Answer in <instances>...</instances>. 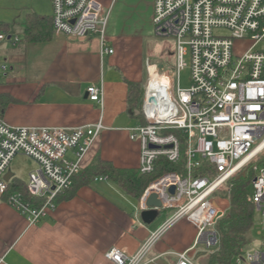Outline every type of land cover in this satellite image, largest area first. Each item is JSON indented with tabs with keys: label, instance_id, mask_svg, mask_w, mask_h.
<instances>
[{
	"label": "built area",
	"instance_id": "1",
	"mask_svg": "<svg viewBox=\"0 0 264 264\" xmlns=\"http://www.w3.org/2000/svg\"><path fill=\"white\" fill-rule=\"evenodd\" d=\"M53 37L80 39L96 36L101 55L113 54L105 31L109 10L96 0H50ZM154 35L173 41L176 83L163 66L147 65V84L141 107L145 125L129 130V139L140 147L138 172L154 171L159 158L177 164L184 147L183 168L152 180L138 199L136 211L148 210L146 201L156 195L161 209L171 211L161 227L134 254L111 249L109 264H143L165 232L180 220L196 230L192 246L176 253L175 264H194L190 252H206L218 246L216 221L227 211L228 199L215 196L227 190L230 178L250 164L255 177L252 194L255 210L264 204V166L256 163L264 152V0H153ZM225 31L226 35L217 32ZM6 34L0 31V42ZM249 40L250 48L233 55L235 41ZM13 44L19 39L12 38ZM150 67L166 79L150 90ZM187 69L189 86H179V73ZM2 72L6 66H0ZM102 88H87L89 101L102 104ZM0 196L6 194L4 176L14 157L23 155L37 164L28 175L26 190L45 199L39 208L25 202L20 193L5 203L37 223L55 208V199L72 185L83 170V160L102 130L100 123L71 129L11 127L1 119ZM172 131L176 132L173 133ZM74 150L75 160L66 158ZM12 179V178H11ZM10 179V180H11ZM173 188V192L170 189ZM264 264V248L245 250L235 264Z\"/></svg>",
	"mask_w": 264,
	"mask_h": 264
},
{
	"label": "crops",
	"instance_id": "2",
	"mask_svg": "<svg viewBox=\"0 0 264 264\" xmlns=\"http://www.w3.org/2000/svg\"><path fill=\"white\" fill-rule=\"evenodd\" d=\"M112 2L108 4L114 11ZM110 11L105 37L113 54L101 55L99 39L91 35L56 39L51 32L46 40L25 41L26 18H51L50 0H0V25L7 28L1 31L6 39L0 42V66H6L5 72L0 69L1 119L11 127L60 129L100 123L102 130L80 175L97 160L119 170L136 171L139 165V143L129 139V130L140 123L129 109L127 94L128 84L144 88L147 75L127 63L125 17L120 10L112 17ZM152 14L150 10L148 17ZM90 86L102 88L101 105L87 98ZM66 158L74 161V150ZM65 193L61 195H69ZM137 202L98 177L29 225L0 196V264H109L105 254L111 249L134 254L164 223L143 224ZM195 237V227L180 220L155 242L143 264H175V254L188 250ZM262 248L264 243L258 247ZM199 252L206 251L199 247L189 253L194 264L209 253L197 257Z\"/></svg>",
	"mask_w": 264,
	"mask_h": 264
},
{
	"label": "trees",
	"instance_id": "3",
	"mask_svg": "<svg viewBox=\"0 0 264 264\" xmlns=\"http://www.w3.org/2000/svg\"><path fill=\"white\" fill-rule=\"evenodd\" d=\"M23 28L25 41L46 40L53 31V23L51 18L30 15L26 18ZM0 31L6 32V26L0 25ZM144 91V88L139 84H128L129 109L134 117L139 119L141 125L146 124L141 112ZM181 153V159L177 164L159 158L155 162L154 171L146 175L140 174L137 170H119L108 162L97 160L87 167L81 175L78 174L73 177L72 185L63 192L66 194L65 192L69 191V195L60 194L55 199V204L64 198L71 197L78 187L89 184L98 177L111 181L122 192L137 201L147 185L161 174L168 171L181 172L183 168V144H181ZM256 163L264 166V155L258 157ZM254 177L255 173L251 165L248 164L228 181L224 195L228 198L229 207L215 223L214 229L218 234V246L215 251L206 254L205 264H232L251 243L249 232L255 226L256 214L252 194ZM15 192L20 193L23 200L35 208L41 207L45 201V199L32 197L23 182L12 178L8 183L7 192L2 198L5 200L8 195Z\"/></svg>",
	"mask_w": 264,
	"mask_h": 264
},
{
	"label": "rangeland",
	"instance_id": "4",
	"mask_svg": "<svg viewBox=\"0 0 264 264\" xmlns=\"http://www.w3.org/2000/svg\"><path fill=\"white\" fill-rule=\"evenodd\" d=\"M104 9L111 10L109 8L110 0H96ZM113 6H115L114 11H112L111 16H115V13L120 10L124 14L125 30L122 35L126 36L127 47L125 50V57L127 63L134 66L136 69L146 76V65L155 63L158 66H163L169 75L172 76L174 83H176L175 74L172 72V67L174 65L173 58H169L167 53L169 50H173V41L165 38H157L154 35V26L151 18L148 17V12L153 10V0H114ZM108 6V7H107ZM110 11V12H111ZM115 18V17H114ZM111 22V21H110ZM110 22L108 26H110ZM219 35H226L225 31L217 32ZM252 45L249 40H239L235 41L233 44V55L241 56L243 55ZM164 53L163 55L161 53ZM148 76L146 79L147 84ZM145 84V87H146ZM179 86L185 89L189 86V72L185 68L179 73ZM144 87V90H145ZM136 119H138L136 117ZM138 123V121H137ZM264 154L261 153L259 157ZM37 169V164L31 159L23 156L17 155L14 157L9 165L8 171H10L15 179L20 182L27 183L28 175ZM226 191L220 194H215V196L220 195V197L227 198L224 194ZM228 199V198H227ZM262 212H256L255 214V226L249 232V237L251 238V243L246 247L248 251H253L258 249L261 243H264V216H262L264 210V204L262 205ZM171 211L162 210L160 211L157 219L151 224V226H158L163 221L169 217ZM257 231H260L261 236L257 235ZM202 248V247H200ZM217 246L212 247L209 252L215 251ZM206 258L202 257L197 260V264H205ZM235 264V261L232 263ZM241 264H247L242 262Z\"/></svg>",
	"mask_w": 264,
	"mask_h": 264
},
{
	"label": "water",
	"instance_id": "5",
	"mask_svg": "<svg viewBox=\"0 0 264 264\" xmlns=\"http://www.w3.org/2000/svg\"><path fill=\"white\" fill-rule=\"evenodd\" d=\"M12 173L10 171H7L5 176H4V180L6 182H9L10 179L12 178ZM170 192H173V188L170 189ZM146 207L148 208V210L142 211L139 215L140 220L143 224L145 225H150L151 223H153L158 215H159V210L161 209V203L157 200L156 195H151L147 201H146ZM218 217H221V214H218ZM206 252H199L197 254V257L199 256H203L205 255ZM196 257V258H197Z\"/></svg>",
	"mask_w": 264,
	"mask_h": 264
},
{
	"label": "bare ground",
	"instance_id": "6",
	"mask_svg": "<svg viewBox=\"0 0 264 264\" xmlns=\"http://www.w3.org/2000/svg\"><path fill=\"white\" fill-rule=\"evenodd\" d=\"M150 79V90H153L155 87L158 88L166 81L164 77L156 73V69L154 67H150Z\"/></svg>",
	"mask_w": 264,
	"mask_h": 264
},
{
	"label": "flooded vegetation",
	"instance_id": "7",
	"mask_svg": "<svg viewBox=\"0 0 264 264\" xmlns=\"http://www.w3.org/2000/svg\"><path fill=\"white\" fill-rule=\"evenodd\" d=\"M167 56H168L169 58H173V57H172V53H171L170 51L167 53Z\"/></svg>",
	"mask_w": 264,
	"mask_h": 264
}]
</instances>
